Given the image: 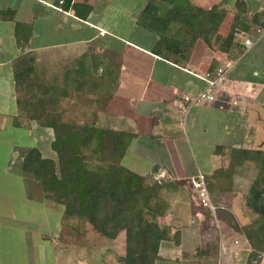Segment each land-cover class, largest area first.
<instances>
[{
	"label": "crops",
	"instance_id": "crops-1",
	"mask_svg": "<svg viewBox=\"0 0 264 264\" xmlns=\"http://www.w3.org/2000/svg\"><path fill=\"white\" fill-rule=\"evenodd\" d=\"M5 1L4 5H0V163L3 159L13 157L10 154L11 142L14 141L15 145L18 143L10 138L8 133L23 125L26 120L20 119L17 127L12 125L13 117L16 116L12 63L19 57L30 55L34 63H39V73H41V68L51 63L58 65L75 61L84 55L86 48L87 60L79 59L77 63L80 60L87 63V74L92 75V79H95L102 69H107V79L109 73L112 77L113 75L116 77L114 79L116 88L111 90L107 85L95 87L88 83V93L102 97V100L98 99L96 102L100 104L98 102L104 100L103 105H105L102 109L96 108L99 110L96 117L95 108L93 109L92 121L94 122L97 118L98 122H102L103 126L111 131L129 132L132 137L126 150L125 162L130 169L139 172V169L145 168L143 174H138H149L153 177L166 175V178L172 181H186L184 183L190 188L189 195L194 202L177 198V206H181L179 209L181 208L182 213L174 211L181 217L174 218L177 223L180 220V222L184 221L185 225L187 221L194 222L192 225L188 224L177 229L181 231L185 244L162 242L153 264H160L161 261L171 262L166 264H205L208 261L212 264H240L241 260L238 255H235L237 251L234 249L239 244L238 238L231 239L233 230L217 214L215 220L221 228L219 236H224L221 239L219 237L218 247L199 246L197 248L191 242L186 244L188 239L197 236L205 237L207 244L215 245L216 241L215 234H212L211 217L205 214L204 208L199 206L194 194L192 198L188 181L194 178L197 172L210 176L224 169L227 165L222 166L223 164L219 161L222 158L221 155H224L223 149L230 152L235 149H249L247 136L248 132L253 131L249 130V125H245L242 120L248 122V118H251L250 121H252L255 106L251 103L254 96H251V99L246 98L253 92L245 91L244 88L248 82L244 80V77L256 76L258 69L249 67L250 62L239 63L237 66L226 69V78L224 75L219 82L220 86L217 83L218 89L221 90L218 103L199 104L189 109L187 127L190 139H187L181 128L184 124L181 121L182 113L185 110L181 98L190 94L195 95L205 87V83L193 74L204 76L208 74L206 72L211 65L215 66L214 72L224 67L219 63L222 58L217 56L203 39L195 40L193 49L186 60L176 62L177 59L153 54L151 48L156 36L138 21L148 0H141L138 8L131 7V3L127 0H120V3L125 2L127 5L124 3L122 9L117 12H114V7L112 8V3L117 0H73L76 3L91 6V12L85 20L77 18L72 9L66 12L62 8L58 12L53 8L52 0H28L44 7L37 9L36 12H30L32 8L27 9V13H25V6L20 7L18 3L12 4L9 0ZM183 1L203 9L214 7L229 11L234 9L237 0ZM243 1L246 3L245 0ZM155 2L161 5L162 10L171 7L167 0H155ZM6 11H10V15ZM54 12L57 16H53ZM48 17L55 20L53 26L47 24ZM122 24L125 25L126 31H132L134 27L138 28L142 37L147 38L146 41L149 43L135 42L118 35L117 27ZM25 27L28 28V32ZM181 30L176 23H170L166 36L170 39L185 41L184 39L188 37L181 33ZM108 38L111 40L109 41ZM51 47L55 48L53 58L48 53ZM90 64H96L98 72L91 69ZM75 69L68 73L67 68H64L63 88L65 85L70 87L72 84L65 81H71L76 77L75 72L78 67L75 66ZM249 71H252V76L246 74ZM239 82L242 86H239ZM129 85H133L134 90ZM236 100V106H232ZM210 130L216 134L213 139L209 137ZM183 138L193 145L195 142L207 144L208 148L204 149L205 156L202 155V159H206L205 165L208 169L202 170L204 162L201 159L197 162L200 166H196L195 172L188 176L185 174L172 176L167 172L165 160L168 159L169 162L177 159L183 153L182 148L188 149ZM170 149L174 150L176 157L172 158L167 154L170 153ZM137 159H141V162H137ZM155 159H163L164 162L156 165ZM9 164L6 167L0 164V241L2 237L4 239V242H0L4 243L0 244V264H78V261L86 259L89 262L84 264H93L96 259L92 255L80 256L78 247H72L71 249L76 250H70L69 256L68 253L65 256L60 254L59 257L55 254L57 250L51 247L53 241L51 243L49 237L50 225L57 220V214L51 211V206L56 204L50 202L48 206L43 205L45 199L40 185L37 187L39 183L36 184L31 177H26L27 174L22 171L21 165L16 167L11 162ZM152 167L156 169L152 170ZM24 175L26 176L23 177ZM233 181L217 178L213 180V183L223 186L231 183V188ZM216 190L222 192L219 187L217 189L215 187ZM39 194L42 197L37 201ZM224 195L227 197L228 192ZM229 205H232L231 200ZM42 207L47 208L49 213H40ZM189 208L191 213H187ZM198 224L206 226L204 232L198 233L194 229ZM228 237H231V240H228ZM216 255H218L217 258H215Z\"/></svg>",
	"mask_w": 264,
	"mask_h": 264
},
{
	"label": "trees",
	"instance_id": "trees-1",
	"mask_svg": "<svg viewBox=\"0 0 264 264\" xmlns=\"http://www.w3.org/2000/svg\"><path fill=\"white\" fill-rule=\"evenodd\" d=\"M60 1L52 0L51 3L54 5L53 7H59L60 10L64 8L66 12L68 9H72L74 15L81 20H85L91 12V6L85 3L63 0V3L59 4ZM167 1L171 4V7L162 10L161 5L156 4L155 0H148L139 15L138 21L140 25L146 27L156 36L151 48L153 54L177 59L176 62L186 60L194 46L195 40L201 38L217 56L222 58V61H225L226 65L223 64L225 68L229 66L231 60H235L237 52H240L238 54L242 56L245 53H250L257 46L253 45L247 48L240 41L239 36L235 37L236 29L244 32L250 31V27L244 25L243 18L239 20L241 13L244 16L248 12L247 5L243 0L235 2L232 12L218 10L214 7L203 9L183 0ZM228 13H231L232 18L226 26ZM250 18L252 29L254 27L264 30L263 14L255 12ZM170 23H176L178 26L186 28L193 33L192 36L184 39L185 41L168 38L166 32ZM25 29L28 32V28L25 27ZM224 32L225 34H223ZM33 62V57L24 55L15 59L12 63L16 92V116L13 117L12 125L17 127L20 119H26L36 122L42 128L52 129L54 139L51 143V148L57 154V162L42 158L41 153L36 148H29L22 157V171L27 175L33 176L39 182L45 200L63 206L64 216L67 219L78 220L80 223L84 222L106 241H113L120 232H125V264H153L157 257L159 243L165 240V236L163 230L159 228L154 220L145 218L143 206L139 203L135 204L132 196L139 195L145 186L146 190H155L157 189L156 184L147 186L146 180L148 177L145 180L133 175L128 179V186L124 190H120L115 183V179L110 177L109 172L105 168L93 171L86 169L82 162L87 157L80 155L81 149L86 150L91 145L92 139H95L96 143L92 154L98 155L100 162L107 163L113 156L126 153L128 147L126 144H130L131 137L122 132L110 130V133L104 130H95L92 127L74 126V124L64 129V124L60 123V115L58 113L48 118L43 116L40 103L36 98V73ZM82 63V60L78 62L79 65ZM214 70L215 66H209L208 72H206L209 78L215 76ZM262 70L260 76L264 79V67ZM86 71L87 68L81 65L75 75L78 77L80 74V77H82ZM106 72L107 69H102V72L95 79L91 78L88 80L89 85L91 84L95 87L107 85L110 90L115 89L116 82L114 79L116 77L113 75V78L112 74L108 72L109 78L107 79L108 74ZM248 73L252 76V71L246 72V74ZM249 78L244 77V80L249 82ZM76 80L73 78L71 83L74 84ZM77 82L82 83L81 80H77ZM82 88L83 85H79L78 89ZM65 91L62 88L60 90L62 95L65 94ZM251 154L256 156L257 161L260 162V167L263 168L264 154L246 149H235L232 154L233 159L231 158L230 170L222 169L213 175H204L209 194L212 191L215 192V188L212 187H216V189L219 187L222 190L229 188L231 183L221 187L223 185L214 184L213 180L215 181L219 178L220 180L228 179L231 181L233 166L240 165L245 160L256 161L255 158H251ZM234 158H237L236 162ZM153 169L155 170L156 167H153ZM128 172L126 170L121 171L123 174L122 180L126 181ZM254 186L252 185L251 196L247 201V205L262 219L263 223L256 230V236L264 239V212L261 213L257 209V207H260L258 204H260L259 199L262 190H256ZM149 209L145 208L147 216L149 215L150 217L156 214L155 212H150L151 210ZM216 214L229 227L238 232L241 231L234 223L232 215L223 212V210H217ZM246 236L249 237L248 233ZM258 253L256 250L250 252L249 264H257L260 261L261 257L257 256ZM263 259L262 257L261 262Z\"/></svg>",
	"mask_w": 264,
	"mask_h": 264
},
{
	"label": "rangeland",
	"instance_id": "rangeland-1",
	"mask_svg": "<svg viewBox=\"0 0 264 264\" xmlns=\"http://www.w3.org/2000/svg\"><path fill=\"white\" fill-rule=\"evenodd\" d=\"M84 1V0H83ZM124 1V0H123ZM131 3V7H136L141 5V0H127ZM247 3V14L246 15H239V20L240 18H249L253 11L256 10L257 6V1L256 0H245ZM6 3L5 0H0V5H4ZM8 3V2H7ZM9 3L12 4H20V7L25 8V13H27V9H31L32 11L30 12H36L37 9L41 8V4H36L32 1L28 0H9ZM120 0H117L115 3H112V8L114 7V12H117L119 9H122V6L124 5L125 2H121L120 5ZM127 5V3H125ZM121 6V8H120ZM44 7V6H43ZM119 7V8H118ZM111 8V7H109ZM58 12L61 10L54 8ZM6 10V9H5ZM9 10V9H8ZM234 10V9H233ZM232 9L229 10V12L233 11ZM223 11V10H222ZM10 11H6L7 14L10 15ZM57 13L54 12L53 16H57ZM242 16V17H241ZM232 15L231 13H228V17L226 19L227 26L229 24V21L231 20ZM242 19V20H243ZM47 24L53 26L55 24V20L51 17L47 18ZM121 24V23H120ZM125 25L122 24L121 26L117 27L116 33L118 35H122L123 37H127V39H131L132 41L135 42H140V43H146L147 38H143L141 33L139 32L138 28L134 27L132 31H126L124 30ZM181 33L186 34L188 38L192 36V32H189L186 28L181 27ZM186 29V30H184ZM227 30V29H226ZM217 32H219L217 30ZM223 32V31H222ZM226 32V31H225ZM225 32L223 34H225ZM27 33V32H25ZM178 35V33H177ZM109 41L111 40L108 38ZM262 41L260 44H256L257 46L253 48L250 53L252 55L244 54L240 56L238 53H236V58L235 60H231L229 66L227 67H233L237 66L239 63H249V67L258 69L256 72V76L250 77L248 80V85H245L246 87L244 88L246 92H253L249 97L246 96V98L251 99V96L253 97V100L251 103L254 104V112L255 114L253 115L252 121H250L251 118H248V122H244L245 125H249V130H252L253 132H248L247 136V141L249 142V149L250 151L253 152H261L264 154V79L263 77L260 76L261 70L264 67V38L261 39ZM20 41V40H19ZM240 41L243 42L240 38ZM114 44V43H112ZM48 51L49 55L51 57H55V48L51 47ZM193 49V48H192ZM191 49V51H192ZM85 53L82 55V57L75 59L73 62H68V63H59L58 65L52 64L47 65L42 67V72L39 73V63L38 62H33L34 67H35V73H36V89L35 92L37 94V99L38 102L40 103L41 107V113L43 116L48 118L49 116L58 113L60 115V123L64 124V129L66 127L71 126L74 124V126H86L87 128H95V130H104L110 132V130L106 127L103 126L102 122H98L97 118L93 122L92 121V112L93 109L95 108V117L97 110L96 108L102 109L104 108V100L99 101L97 104V100L101 99L102 97L99 96H92L88 93V80L91 79L92 75H87L88 71L84 73L82 77H80V74L78 77H74L77 80H81L82 83H78L77 80L74 84L70 85V87L67 85L62 87V74L64 71V68H67V72H73L75 71V66L78 67V69L81 68V65L86 68L87 63H82L78 64L77 61L79 59H86V48L84 49ZM191 53V52H190ZM248 55V56H247ZM189 57V55H188ZM263 57V58H262ZM220 64H225V61L219 62ZM263 64V65H262ZM96 65V64H95ZM90 64V68L93 69L95 72L96 66ZM248 65V64H246ZM262 65V66H261ZM65 66V67H64ZM64 67V68H63ZM189 71V70H187ZM263 71V70H262ZM98 72V71H97ZM61 73V74H60ZM191 73V72H190ZM198 79L201 80L202 75H196ZM250 76V74L248 73ZM226 78V75H225ZM253 80V82H251ZM203 81V80H202ZM228 83V80H226ZM231 79L229 80V82ZM237 81V79H236ZM66 82H71L70 80H66ZM235 83V82H234ZM236 84V83H235ZM79 85H83L82 89H78ZM218 85L220 86L219 82ZM218 85L214 89V98L215 100L210 102V104H217L218 103V96H220L221 90L218 89ZM228 85V84H225ZM53 86V87H52ZM132 90H134L133 85H129ZM239 86H242L241 83L239 82ZM66 90L65 94L62 95L60 90ZM205 88V87H204ZM60 89V90H59ZM253 90V91H251ZM203 91V90H202ZM235 91V89H234ZM240 91V89H238ZM189 97H193L192 94L187 95ZM36 99V101H37ZM182 99V98H181ZM221 101V100H220ZM237 100L234 101L232 106H236ZM194 107V106H193ZM191 107V108H193ZM190 108V109H191ZM190 111V110H189ZM217 112L219 110H216ZM190 112L185 117L184 124L182 125L181 128H183V133L184 135L186 134L187 139H190L189 135V129L187 127V120H188V115ZM241 117V115H240ZM218 118V115H217ZM224 120V119H223ZM25 124L20 125L17 129H12L8 133L10 138L13 140H16L18 143L13 141L11 142V147L12 150L16 148L15 150H11L13 154L10 152L11 155H13L12 158H6L1 161V166L6 167L10 165L9 163L13 166H19L21 165L22 157L26 150L29 148H36L40 153L42 158H47L51 159L54 162H57V154L54 152L51 148V143L54 139V133L53 130L50 128H42L40 127L36 122L28 120H24ZM182 121V120H181ZM180 121V123H181ZM207 125V124H206ZM185 127L187 128L185 130ZM117 132V131H113ZM211 134L209 137L213 139L216 134L210 130ZM96 133V132H94ZM111 133V132H110ZM123 134H127L130 137H132L129 132H122ZM109 135V134H108ZM208 137V135H206ZM183 142L185 143V146L188 149H181L183 151L182 155L177 158V159H172L168 162V159L165 160V167L167 172L172 175V176H177V175H189L190 173L195 172L196 166H200L199 163H197L199 160L202 159V155L205 156V150L208 148L206 143H197L195 142V145L190 143V141H186L183 138ZM95 139H92L91 145H89L86 150L81 149L80 155L81 156H86L87 158L82 162L86 169L88 170H98L99 168H105L108 172L110 177L112 179H115L116 185L119 187L120 190H124L128 186V179L131 178V176L136 175L141 178H147L146 183L147 186L149 184H156L157 189L155 190H146V186L141 190L139 195H133L132 200L134 201L135 204L139 203L143 206V213H145V218L149 220H154V222L159 226L161 230H163V234L165 236V240L161 241L159 245L162 242H168L171 243L174 242V244H185V240L183 239L181 235V231H177L179 228H183L184 226L192 225V221H187V225L184 224V221L177 223L174 218L180 219L181 217L177 216L175 212L182 213L180 211L179 207L177 206V201L176 199H184L187 200L188 202H194L191 200V196L189 195V186L186 183V181L178 180V181H172L170 179L166 178L165 176H152L149 174L146 175H139L143 174L144 169H139L140 171L138 172L135 169H130L127 164H126V157L125 154L113 156L110 161L107 163H102L99 161L98 155H93L92 150L94 149L95 146ZM129 143L126 144V146L129 147ZM125 147V146H124ZM127 147V148H128ZM219 149V147H217ZM234 151V150H233ZM233 151L230 152V150H224V155L222 154L220 158V162L223 164H226L227 166L224 168L230 170V164H231V158L233 159ZM170 155L172 158L176 157L174 150L170 149V153H167ZM198 154V155H197ZM251 158H255L253 154H251ZM198 159V160H197ZM237 159V158H236ZM236 159L234 158V161L236 162ZM204 162L202 170L208 169L207 166L205 165L206 159H202ZM137 162H141V159H137ZM159 162V163H158ZM162 160L155 159V164L159 165L160 163H163ZM260 162L254 160H245L242 164L233 166L232 169V178L231 180L234 182L232 183L233 185L230 188H225V190H222V192H218L216 190L215 192H210V198L211 202L210 207H205V214L209 215L211 217L212 221V227H213V232L212 234H215V239L216 241L214 242L215 245L213 244H207L205 242V237L203 236H197V237H191L190 239L187 240L186 244L188 242L193 243L194 247L199 248V246H205L208 248L211 247H218V242L219 240L224 237L219 236V231H221V228L218 227L219 224L215 220L216 218V213L217 210H223V212L228 213L232 215L234 223L240 228V232L236 231L232 227H230L233 231L232 233V238L228 237V240L231 239H236L238 238L239 244L235 249L237 251L238 258L241 260L240 264H249V255L250 252L253 250H256L259 252L257 256L264 258V239L261 237L256 236V230L261 226L263 223L262 219L256 214L252 209H250L247 205V201L249 200L251 196V188L252 185H255L254 188L256 190H262L261 191V196L259 199L258 206H262V208L257 207L261 211V213L264 212V167H260ZM0 166V167H1ZM126 170L129 171L127 176H126V181L122 180L123 174L121 171ZM153 170V167H152ZM130 173V174H129ZM139 173V174H138ZM201 173V172H197ZM202 174V173H201ZM126 175V174H125ZM197 175V174H196ZM204 175V174H203ZM24 175L23 177H25ZM171 176V177H172ZM220 177V175L218 174ZM26 177H31L32 180H34L37 183L33 176L27 175ZM221 178V177H220ZM222 179V178H221ZM185 182V183H184ZM236 182V183H235ZM190 185V181H188ZM40 184L37 185L39 187ZM146 185V184H145ZM224 187V186H221ZM215 188V187H212ZM41 190V189H40ZM39 190V191H40ZM215 190V189H214ZM232 190V191H231ZM228 192V196L226 197L224 193ZM39 193V192H38ZM192 198L193 193L191 192ZM42 195H38L37 201L40 200ZM35 200V198L33 199ZM230 200L232 201V205H229ZM46 201V203H45ZM43 202V205L50 203V201L45 200ZM229 201V202H228ZM58 205L59 207H55ZM55 206H51V211L55 212L57 214V220L55 223H52L50 225V237L49 240H51L52 243V248L56 251V255L61 254V256H65L66 253H70L71 251H75L76 249H71L72 247H78L79 248V254L80 256H86V255H92L93 258L96 260L94 261L93 264H125L124 262V256H125V232H120L117 236V238L113 241H106L102 239L98 233L93 230L89 225L85 224L84 222L80 223L78 220L66 218L64 216V208L62 205L56 204ZM43 209L40 210V213H49L47 208L42 207ZM145 208L151 210L150 212H155V215H152L149 217V215H146ZM209 208H212L210 210ZM175 211V212H174ZM192 211L190 208L188 209L187 213H191ZM258 213V212H257ZM181 215V214H180ZM183 220V219H182ZM205 220V219H203ZM176 222V223H175ZM183 223V224H182ZM182 224V225H180ZM207 225V223L205 222ZM199 226V227H198ZM191 227V226H190ZM188 227V228H190ZM206 226L204 224L200 225L198 224L197 227L194 229L198 232H204ZM228 230V229H226ZM249 237H247V233ZM253 232V233H252ZM245 233V235H244ZM234 235V236H233ZM220 237V239H219ZM230 239V240H231ZM0 242H4V239L2 237ZM1 245L4 243H0ZM236 246V245H234ZM249 246V247H248ZM241 248V249H240ZM230 249V248H229ZM249 249V250H248ZM233 252V251H231ZM255 252V251H254ZM216 253V252H215ZM200 255V253H199ZM230 255V254H229ZM150 256H152L150 254ZM218 255L215 256L217 258ZM156 257V256H155ZM157 258V257H156ZM261 259L257 264H264V259L261 262ZM88 260H82L78 261V264H84V262H87ZM89 262V261H88ZM166 263H171L168 261H161L160 264H166ZM205 264H212L211 261H208Z\"/></svg>",
	"mask_w": 264,
	"mask_h": 264
},
{
	"label": "built area",
	"instance_id": "built-area-1",
	"mask_svg": "<svg viewBox=\"0 0 264 264\" xmlns=\"http://www.w3.org/2000/svg\"><path fill=\"white\" fill-rule=\"evenodd\" d=\"M257 1V6L256 10L253 11L251 15H253L255 12L256 13H261L264 15V0H256ZM63 0L59 2V4H62ZM56 9H59V7H54ZM60 10V9H59ZM244 25H247L250 27V31L244 32L239 29L235 30V37H240L242 40H244L242 43L247 47L250 48L253 45H256L261 39L264 38V30L259 29V28H251V18L245 17L243 19ZM229 67H223L219 68L215 72V76L213 78H209L208 74L201 76V80L205 83V88L203 91L193 95V97L189 96H183L182 97V102L185 105V110L182 113L183 114V119L182 122L185 121V117L189 112V109L193 106L199 105V104H204V103H210L215 100L214 98V89L217 86V83L220 82L224 74L226 73V69ZM181 120V119H179ZM190 185L192 190L195 193V196L197 198V201L199 205L202 208L205 207H210L211 198L207 190V184L205 181V177L201 173H197V175L190 180ZM210 210L213 211L212 208H209Z\"/></svg>",
	"mask_w": 264,
	"mask_h": 264
},
{
	"label": "clouds",
	"instance_id": "clouds-1",
	"mask_svg": "<svg viewBox=\"0 0 264 264\" xmlns=\"http://www.w3.org/2000/svg\"><path fill=\"white\" fill-rule=\"evenodd\" d=\"M54 8V7H53ZM206 181V180H205ZM191 186V185H190ZM191 190H192V188H191ZM207 190H208V187H207ZM192 192H193V194L195 195V193H194V191L192 190ZM208 193H209V191H208ZM210 195V194H209ZM195 199L197 200V198H196V196H195ZM198 202V201H197ZM200 206V205H199ZM201 207V206H200Z\"/></svg>",
	"mask_w": 264,
	"mask_h": 264
}]
</instances>
